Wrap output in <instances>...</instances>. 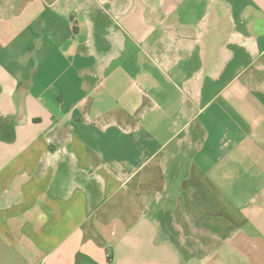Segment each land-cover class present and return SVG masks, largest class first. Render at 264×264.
Instances as JSON below:
<instances>
[{
	"label": "crops",
	"instance_id": "0c3cea01",
	"mask_svg": "<svg viewBox=\"0 0 264 264\" xmlns=\"http://www.w3.org/2000/svg\"><path fill=\"white\" fill-rule=\"evenodd\" d=\"M0 237L264 264V0H0Z\"/></svg>",
	"mask_w": 264,
	"mask_h": 264
},
{
	"label": "rangeland",
	"instance_id": "374dc122",
	"mask_svg": "<svg viewBox=\"0 0 264 264\" xmlns=\"http://www.w3.org/2000/svg\"><path fill=\"white\" fill-rule=\"evenodd\" d=\"M4 244V253L0 252V260H4L6 259L5 255L7 254L11 260H13L14 262H16V258H14V256H16V251L6 243L5 240H3L0 237V245ZM4 254V255H3ZM8 260V259H6ZM232 263H227V264H240V260L238 258H233L231 259ZM226 261L223 258V251L218 252L214 258L211 259V264H226ZM11 264H17V263H11Z\"/></svg>",
	"mask_w": 264,
	"mask_h": 264
}]
</instances>
